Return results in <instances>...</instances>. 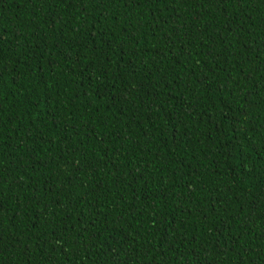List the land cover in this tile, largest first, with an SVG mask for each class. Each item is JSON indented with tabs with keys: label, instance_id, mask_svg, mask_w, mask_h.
I'll list each match as a JSON object with an SVG mask.
<instances>
[{
	"label": "trees",
	"instance_id": "obj_1",
	"mask_svg": "<svg viewBox=\"0 0 264 264\" xmlns=\"http://www.w3.org/2000/svg\"><path fill=\"white\" fill-rule=\"evenodd\" d=\"M0 264H264V0H0Z\"/></svg>",
	"mask_w": 264,
	"mask_h": 264
}]
</instances>
